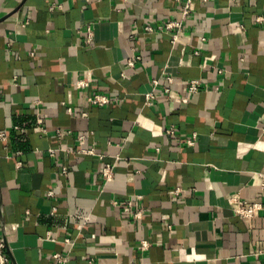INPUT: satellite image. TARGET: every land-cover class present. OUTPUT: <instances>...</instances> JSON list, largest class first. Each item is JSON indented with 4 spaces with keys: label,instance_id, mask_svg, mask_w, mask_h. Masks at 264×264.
Returning <instances> with one entry per match:
<instances>
[{
    "label": "crops",
    "instance_id": "crops-1",
    "mask_svg": "<svg viewBox=\"0 0 264 264\" xmlns=\"http://www.w3.org/2000/svg\"><path fill=\"white\" fill-rule=\"evenodd\" d=\"M182 1L0 0L10 264H264V0Z\"/></svg>",
    "mask_w": 264,
    "mask_h": 264
},
{
    "label": "built area",
    "instance_id": "built-area-1",
    "mask_svg": "<svg viewBox=\"0 0 264 264\" xmlns=\"http://www.w3.org/2000/svg\"><path fill=\"white\" fill-rule=\"evenodd\" d=\"M206 1V0H204ZM190 10H191V0H183L182 1V7L180 10V14H181V19L180 20H174V21H168L166 23H164L163 25H160L158 28L162 31H166L169 32L170 34L172 33V40L175 41L176 37H177V33L181 30L182 28V19L187 17L190 14ZM264 20L263 17L258 16L256 17V21L258 22H262ZM146 30H151L150 27H146ZM91 35H92V27L91 25L88 26L87 28V36H86V42H89L91 40ZM31 53H34L33 51ZM127 64L132 66L134 64V59L130 58L127 60ZM167 82H171L172 78L171 77H167L165 78ZM78 86H85L87 85L86 81L83 80H79L77 81ZM152 84L153 86H156L158 84V80L157 79H153L152 80ZM185 86L187 87V90L191 93L197 91V89L200 87V81L196 80V79H192V80H188L185 83ZM166 87V86H165ZM165 92H168V88L166 87L164 89ZM152 99V93H147L146 94V102L149 103L150 100ZM178 101L184 102L186 100L185 99H181V98H177ZM91 102L95 105H105L107 103L110 102V99L103 94H94L91 97ZM14 128H18L17 126H14ZM7 137V133L5 130L0 131V139L5 140ZM189 144L193 143V140H189L188 141ZM87 153H92V150H86ZM63 172H65V169H62ZM101 173L102 175L105 177L106 180H109L112 177V170L111 167L109 165H103L101 167ZM263 186H264V177H263ZM178 189H174L173 192H177ZM51 194V192H49ZM127 204V206H129L131 208L132 206V201H126L125 202ZM261 209V205L259 203H253V204H245L243 202L239 203V205L234 209V212L242 217V218H249L254 216L258 210ZM134 215L136 217H140L141 212L140 211H135ZM148 245V243L146 241H142L141 243V248L144 249L146 248ZM55 257L62 261L59 257V255H55ZM0 264H10V260L7 257L6 253H5V243L4 241L0 238ZM88 264H93L92 262H89Z\"/></svg>",
    "mask_w": 264,
    "mask_h": 264
}]
</instances>
